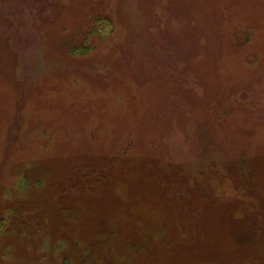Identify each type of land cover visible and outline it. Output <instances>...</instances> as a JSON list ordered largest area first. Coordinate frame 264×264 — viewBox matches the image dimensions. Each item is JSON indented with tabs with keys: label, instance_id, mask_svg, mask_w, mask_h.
<instances>
[{
	"label": "rangeland",
	"instance_id": "374dc122",
	"mask_svg": "<svg viewBox=\"0 0 264 264\" xmlns=\"http://www.w3.org/2000/svg\"><path fill=\"white\" fill-rule=\"evenodd\" d=\"M0 264H264V0H0Z\"/></svg>",
	"mask_w": 264,
	"mask_h": 264
}]
</instances>
